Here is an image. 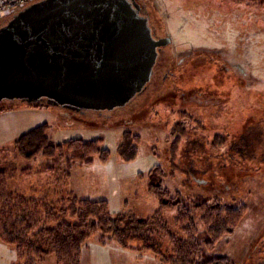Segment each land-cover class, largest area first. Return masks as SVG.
<instances>
[{"label": "rangeland", "instance_id": "1", "mask_svg": "<svg viewBox=\"0 0 264 264\" xmlns=\"http://www.w3.org/2000/svg\"><path fill=\"white\" fill-rule=\"evenodd\" d=\"M143 1L152 13L150 24L172 37L174 74L164 78L160 71L143 93L114 113L1 101L0 152L17 168L32 167L23 175L17 171L10 182L41 195L59 184L54 159L40 154L27 160L15 150V141L37 125L46 124L54 143L102 138L109 158L98 155L91 164L73 166L68 190L107 199L112 216L128 210L152 216L159 210L153 182L172 196L202 193L228 205L245 204L243 219L212 253L235 264H264V0ZM232 62L239 64L237 75L226 68ZM175 123L187 131L176 144L170 130ZM130 141L136 149H128ZM176 214V207L163 212L172 234ZM196 220L202 230L199 216ZM156 250L171 253L168 237L157 230L130 235L125 244H102L95 233L83 247L81 264H160ZM18 263L15 245L0 239V264ZM40 264L57 263L51 255Z\"/></svg>", "mask_w": 264, "mask_h": 264}, {"label": "trees", "instance_id": "2", "mask_svg": "<svg viewBox=\"0 0 264 264\" xmlns=\"http://www.w3.org/2000/svg\"><path fill=\"white\" fill-rule=\"evenodd\" d=\"M185 122L180 121L183 125ZM185 128L177 123L170 128L177 138L175 144L183 140L182 136L186 137ZM102 142V138L90 141L78 138L54 143L46 133V124L23 133L15 141L19 156L30 160L42 154L59 166L56 181L59 184L42 195L34 188L26 191L11 184L13 174L17 171L26 174L32 167L17 168L15 160L6 161L0 152V239L15 245L18 264H40L51 255L57 264H81L83 247L95 233L102 244L108 240L125 244L128 236L153 230L167 236L171 246L170 254L155 251L160 264H235L226 255L212 253V249L234 232L247 211L245 204L228 205L217 195L202 193L183 196L177 192L172 196L159 182H153L151 187L159 200V210L152 216H139L131 210L112 216L107 199L82 198L68 190L73 166L91 164L98 155L109 158L110 151L101 146ZM128 149L134 150L136 145L130 141ZM46 167L55 169L53 165ZM172 207L177 209L176 234L169 231L163 218L164 210Z\"/></svg>", "mask_w": 264, "mask_h": 264}, {"label": "water", "instance_id": "3", "mask_svg": "<svg viewBox=\"0 0 264 264\" xmlns=\"http://www.w3.org/2000/svg\"><path fill=\"white\" fill-rule=\"evenodd\" d=\"M137 0H37L0 25V101L113 110L143 92L162 46Z\"/></svg>", "mask_w": 264, "mask_h": 264}, {"label": "flooded vegetation", "instance_id": "4", "mask_svg": "<svg viewBox=\"0 0 264 264\" xmlns=\"http://www.w3.org/2000/svg\"><path fill=\"white\" fill-rule=\"evenodd\" d=\"M138 1L140 2V5H141L140 12L142 14H144V15H147L149 17L150 21H151L152 20V13H151L150 7L147 5V2H145L143 0H138ZM151 26H152V30H153L154 36L157 39L158 38H161V37H168V36H170L167 33H159L160 31L158 30V27L156 28L155 25L151 24ZM172 43L173 42H170L169 44H166V45L162 46V48L160 49V53H159L158 60L156 62V65L154 66V72H153V76H152V79H151V83L152 82H155V80H156V78L158 76V73L160 71H162V74H163L164 78L167 77L166 76L167 72H170L171 74H174L175 67H176V63H175L174 58H173ZM221 61H222V64H225V63H223L224 62L223 60H221ZM168 63L170 65H168ZM231 65L232 66H229V64L226 63V68H230L231 67V69H232L233 72L234 71H237L236 67L239 64L232 62ZM231 69H229V70H231ZM234 73L237 75L236 72H234ZM197 90H199V89H197ZM197 94H200L201 95V94H203V92L199 90V91H197ZM122 108L123 107H119V108H116V109H113V110H108V111L107 110H104V111H97V112L99 114L100 113H104V112H113L114 113V112H116V111H118V110H120ZM85 111H87V110H79V111H77V113H85Z\"/></svg>", "mask_w": 264, "mask_h": 264}, {"label": "built area", "instance_id": "5", "mask_svg": "<svg viewBox=\"0 0 264 264\" xmlns=\"http://www.w3.org/2000/svg\"><path fill=\"white\" fill-rule=\"evenodd\" d=\"M31 0H0V17L12 12L15 8L25 5Z\"/></svg>", "mask_w": 264, "mask_h": 264}]
</instances>
